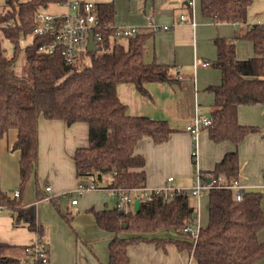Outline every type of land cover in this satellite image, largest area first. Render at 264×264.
<instances>
[{
  "label": "trees",
  "instance_id": "16d2710c",
  "mask_svg": "<svg viewBox=\"0 0 264 264\" xmlns=\"http://www.w3.org/2000/svg\"><path fill=\"white\" fill-rule=\"evenodd\" d=\"M252 1L199 0V7L203 17L216 23L242 24ZM65 2L5 0L0 13V140L9 130L17 133L11 151L20 155V187L35 175L40 117L67 126L87 125L88 145L78 148L72 156L78 180L96 179L102 183L107 179V188L144 187V157L134 153L135 145L144 138L155 145L163 144L172 130L166 120L129 115L116 89L118 85L131 84L140 95L149 96L147 84L172 82L174 77L166 65L143 62L145 34L128 38L126 45L114 38L112 2L99 5L97 32L101 41L96 52L84 51L89 57L87 66L66 64L58 51L40 50L52 43L53 33L28 37L34 15L49 5ZM241 38L250 41L254 51L252 58L242 61L236 58L232 42L221 37L214 39L216 57L209 63L220 71L221 79L217 86L208 87L214 100L213 111L207 115L211 123L206 130L213 143L230 141L238 145L247 135L258 132L255 126L238 123L237 108L264 105V25L252 26ZM4 42L11 45V55L6 54ZM20 57L24 58L26 72L18 65ZM192 167L196 169L193 158ZM200 172L205 181L212 183L218 178L237 181V151L225 154L212 170ZM204 195L206 216L195 241L183 232L196 214L193 197L185 192L170 202L151 197L129 214L89 209L96 225L114 234L108 245V264H128L127 248L144 242L159 246L172 242L178 249L189 252L195 264H256L264 257V241L258 238L264 231L261 208L264 192H244L238 202L232 190L210 184ZM15 199L0 192V204L15 210L13 226H26L42 235L31 209H22ZM53 204L60 212L59 206ZM61 215L70 223L67 213ZM159 232H173L180 238L151 237ZM122 233L129 235L119 238ZM10 248L0 242V264H22L21 260L6 255Z\"/></svg>",
  "mask_w": 264,
  "mask_h": 264
},
{
  "label": "crops",
  "instance_id": "0c3cea01",
  "mask_svg": "<svg viewBox=\"0 0 264 264\" xmlns=\"http://www.w3.org/2000/svg\"><path fill=\"white\" fill-rule=\"evenodd\" d=\"M69 1L93 2L98 6L112 2L115 8L113 26L138 27V34L146 35L143 62L166 65L174 77L172 82L147 84L149 96L140 95L131 84L118 85L116 89L117 97L126 106L129 115L166 120L172 130L163 144L155 145L150 139L144 138L135 145L134 153L144 157L145 187H161L168 177H173L174 186L177 188L192 185L194 169L191 153L195 149L196 168L199 171L212 170L225 154L237 151L238 185L245 192H262L264 105H241L237 108L238 123L258 129V132L247 135L238 145L230 141L213 143L208 138L206 128L200 129L196 138H193L186 127L196 116H207L213 111L214 94L208 87L217 86L221 79L220 71L209 63L216 57L214 39L224 38L236 48L243 34L252 26L264 23L254 24L252 20L242 24L216 23L203 17L200 7L199 16L194 9L190 11L185 0ZM3 5L4 2L0 6V13L4 10ZM57 5H61L63 13L67 12L66 5ZM183 14L186 15L185 20L180 22L179 17ZM149 20L170 28L153 30L147 27ZM192 20L194 26L191 25ZM119 42L126 45L127 39ZM243 42L246 47H241V52L237 48L236 53V58L241 61L254 56L252 43L244 39ZM37 133L38 161L35 175L29 177L22 188L19 174L20 155L17 151H11L17 133L9 130L0 140V192L12 197L13 192L18 190L19 196L15 200L19 207L31 209L35 223L42 228L41 237L47 245L48 264H108V245L114 234L101 230L88 210H117L116 200L106 187L109 180L102 182L105 188L85 193L78 198L75 205L69 203L77 213L72 215L66 212L71 217L70 223L61 215L66 214L60 210L61 200H42L43 195L57 198L71 192L77 184L91 181L76 178L72 160L78 148L88 145L87 125L74 123L67 126L61 121L40 117ZM47 186L50 187V193L45 192ZM53 203L59 206L60 212ZM193 203L195 215L201 225L203 217L206 216V196L193 198ZM261 208L264 212V198ZM14 212L15 210L6 207L0 210V242L11 247L6 255L23 262L27 259L24 247L33 241L37 233L28 230L26 226H13ZM80 213L86 215L78 216ZM123 234H118V237L128 236ZM151 237L180 238L173 232L157 233ZM258 238L264 241V231ZM127 256L128 264H195L189 252L178 249L172 242L160 246L153 242L132 245L127 248ZM256 264H264V257Z\"/></svg>",
  "mask_w": 264,
  "mask_h": 264
},
{
  "label": "built area",
  "instance_id": "2783aa9c",
  "mask_svg": "<svg viewBox=\"0 0 264 264\" xmlns=\"http://www.w3.org/2000/svg\"><path fill=\"white\" fill-rule=\"evenodd\" d=\"M195 1L196 0H185L186 5L189 8H192V10L194 9ZM64 5L67 6V12L61 16L53 17L43 13V10L37 12L34 15L33 28L28 37H37L48 32L53 33L52 43L49 45H43L40 47V50H44L47 53L58 51L64 59V62L66 64H71L75 62L80 52L84 53L86 50L89 33L93 34V40L96 46L97 43L101 41V36L97 32L99 28V6L93 2L69 0H66ZM184 20L185 17L181 15L179 21L183 22ZM191 25L194 26L193 20L191 21ZM147 27H150L153 30H168L170 28L167 25L159 26L152 20L148 21ZM114 28V38L117 41L132 38L140 33L138 27ZM210 123L211 122L207 116H196L193 122L186 127V130L193 138H196L199 130L206 128ZM191 156L195 161V149L192 151ZM99 184L102 183L96 179H93L88 183L81 182L77 184L71 192L62 194L57 198H53L51 195H45L42 200L59 202L61 199L70 198L69 203L75 205L80 196L87 192L99 190ZM210 184H216L217 186L232 190L234 192L235 201L238 202L242 200L245 192L244 189L238 185L237 181L228 182L223 178H218L214 183H212V181H205L203 175L197 168L194 169L193 183L189 189L175 187L173 177H168L165 184L161 187L147 188L144 186L131 189L108 188V191L116 200L115 208L122 214H129L130 212H133V204L135 201H138L139 203L145 202L154 196L160 197L165 202H170L176 195L185 192L194 199H199L206 193ZM45 192L50 193L49 186L45 188ZM262 192H264V185L262 186ZM18 196L19 191L16 190L13 192L11 198H18ZM3 208L5 207L0 204V210ZM199 230L200 224L197 217L193 218L190 223L183 228V232L190 235L191 239L194 241L198 237ZM24 253L27 255V259L23 260L22 264H48L47 245L45 240L39 234L35 236L30 244L24 247Z\"/></svg>",
  "mask_w": 264,
  "mask_h": 264
},
{
  "label": "rangeland",
  "instance_id": "374dc122",
  "mask_svg": "<svg viewBox=\"0 0 264 264\" xmlns=\"http://www.w3.org/2000/svg\"><path fill=\"white\" fill-rule=\"evenodd\" d=\"M3 2H4V0H0V6L3 4ZM63 11L64 10L61 7V5L53 4V5H49L46 9H44L43 13L51 15L53 17H57V16H61V15L65 14V13H63ZM263 11H264V0H253L251 5H250L247 17H246V21L250 22L252 20L254 24L255 23H264V12ZM194 12L197 13V15L199 16V0L195 1ZM184 15L185 14H183V16ZM238 42L239 43L237 44V47H236V53H237V48L239 49V52H241V47H246V43L243 42V39H239ZM241 42H243V43H241ZM3 45L5 48L6 54L11 55V52H12L11 45L6 43V42H4ZM84 56H85L84 53L80 52L79 58L76 59V61L74 62L73 65H75L76 67H79V68H82V66H84V65L87 66L89 64V57H87V56L84 57ZM83 58H84V60H83ZM18 65H19V67H22V68L24 67L25 72L27 71L26 70V64L24 62L23 57L19 58ZM190 187H191V184L189 186L183 187V189H189ZM65 200H67V201H65ZM61 201L62 202L59 205L61 212H63V213L69 212L72 215L77 214L74 212V209L69 205L70 198L61 199ZM83 214L86 215V213H80V214H78V216L79 215L82 216ZM204 221H205V216L203 217L201 223H203ZM127 235H129V234H127V233L123 234V236H127Z\"/></svg>",
  "mask_w": 264,
  "mask_h": 264
},
{
  "label": "water",
  "instance_id": "95a60500",
  "mask_svg": "<svg viewBox=\"0 0 264 264\" xmlns=\"http://www.w3.org/2000/svg\"><path fill=\"white\" fill-rule=\"evenodd\" d=\"M86 50L88 52H96L97 51V46L94 43L93 34L92 33H89L88 40H87ZM99 187H100V189L101 188H105V185L104 184H99ZM138 207H139V202L138 201H135L134 204H133V211L136 212L138 210ZM118 214L120 215L121 212L118 211ZM193 217L195 218L196 215L194 214Z\"/></svg>",
  "mask_w": 264,
  "mask_h": 264
}]
</instances>
